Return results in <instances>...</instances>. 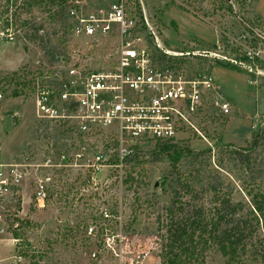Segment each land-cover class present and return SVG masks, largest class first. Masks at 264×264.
Segmentation results:
<instances>
[{"label": "rangeland", "instance_id": "374dc122", "mask_svg": "<svg viewBox=\"0 0 264 264\" xmlns=\"http://www.w3.org/2000/svg\"><path fill=\"white\" fill-rule=\"evenodd\" d=\"M73 1L0 0V164L26 156L31 163L41 161V144L47 136L43 138L35 122L31 70L47 63L54 66L66 57L69 45L90 57L89 70H112L121 42L139 38L154 67L173 63L187 78L207 74L233 96L234 109L221 116L208 93L202 110L190 120L192 127L181 129L168 143L151 141L134 150L125 162L122 187L114 184L112 192L51 193L45 208L38 210L28 182L11 189L13 196L4 204L18 209L23 218L19 231L12 233L21 239L20 251L30 260L89 264L75 248L66 249V238L60 242L57 229L89 220L96 210L87 205L105 203L111 231L120 222L130 248L149 250V264H160V220L164 221L175 188L186 195L176 179L189 180L200 199L228 191L234 201H247L248 190H264V0L246 3L244 9L233 5L232 14L220 0H125L126 13L135 25L127 38L116 26L106 36L74 38L66 13ZM80 1L94 12L117 0ZM244 52L258 60L255 67L242 62ZM230 116L236 120L227 128ZM56 137L55 131L50 138ZM253 140L257 147L243 152ZM167 144L173 149L163 150ZM112 145L115 149L114 141ZM174 152L180 155L177 170L169 157ZM10 235L0 236V259L14 254ZM204 255L205 264H226L214 249ZM102 264L117 261L107 259Z\"/></svg>", "mask_w": 264, "mask_h": 264}, {"label": "built area", "instance_id": "2783aa9c", "mask_svg": "<svg viewBox=\"0 0 264 264\" xmlns=\"http://www.w3.org/2000/svg\"><path fill=\"white\" fill-rule=\"evenodd\" d=\"M70 3L66 13L74 38L106 36L112 26L127 38L135 27L125 0L94 12L87 10L84 1ZM117 56L112 70H89L90 57L69 45L66 57L54 66L47 63L31 70L35 122L47 139L42 140L39 163H31L26 156L0 164V236L11 234L14 246V254L4 264H40L24 256L21 239L12 233L19 231L23 218L18 209L4 204L13 196L11 189L28 182L38 210L45 208L51 193L112 192L114 184L122 187L125 162L134 150L151 141L168 143L181 129L192 127L190 120L202 110L208 93L213 94V105L221 116L230 114L229 103L211 77L187 78L173 63L154 67L139 38L123 40ZM55 131L57 137L51 139ZM99 206L87 205L98 212L89 220L58 227L59 241L66 238V249L75 248L89 264L107 259L117 264H149V250L130 248L120 222L111 231L107 204ZM95 241L98 245L94 246Z\"/></svg>", "mask_w": 264, "mask_h": 264}, {"label": "trees", "instance_id": "16d2710c", "mask_svg": "<svg viewBox=\"0 0 264 264\" xmlns=\"http://www.w3.org/2000/svg\"><path fill=\"white\" fill-rule=\"evenodd\" d=\"M220 1L232 14L233 5L244 9L253 0ZM255 61L258 62L250 52L243 53V63L255 67ZM228 68L236 70L234 66ZM256 147L257 142L253 140L243 152ZM171 149L169 144L163 148ZM169 157L175 170L180 155L174 152ZM130 180L129 176L127 182ZM176 183L179 188L185 187L186 195L182 196L175 188L165 222L160 220V264H205L204 253L209 249L217 251L226 264H264V190L256 193L248 190L247 201H234L228 191H216L200 199L189 180L176 179Z\"/></svg>", "mask_w": 264, "mask_h": 264}, {"label": "crops", "instance_id": "0c3cea01", "mask_svg": "<svg viewBox=\"0 0 264 264\" xmlns=\"http://www.w3.org/2000/svg\"><path fill=\"white\" fill-rule=\"evenodd\" d=\"M213 80V79H212ZM213 84H214V86H216L218 89H219V86L217 85V83H215L214 82V80H213ZM219 91L221 92V94H222V96H223V98L224 99H226V101L229 103V105H230V107H231V109H230V112L232 111V109H234V103H233V100H234V98H233V96L232 95H229L228 93H225V91H222L221 89H219ZM219 92V93H220ZM232 113V112H231ZM231 113H230V115H231ZM236 119H234V117H231L230 116V121H229V125L227 126V128L230 126V125H232V123H233V121H235ZM227 131V130H226ZM249 140V139H248ZM9 257H3V258H1L0 259V264H4L5 263V261L8 259Z\"/></svg>", "mask_w": 264, "mask_h": 264}]
</instances>
